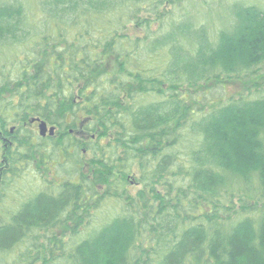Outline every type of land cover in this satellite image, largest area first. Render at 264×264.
<instances>
[{"label":"trees","instance_id":"obj_1","mask_svg":"<svg viewBox=\"0 0 264 264\" xmlns=\"http://www.w3.org/2000/svg\"><path fill=\"white\" fill-rule=\"evenodd\" d=\"M0 125V264H264V0H0Z\"/></svg>","mask_w":264,"mask_h":264},{"label":"rangeland","instance_id":"obj_2","mask_svg":"<svg viewBox=\"0 0 264 264\" xmlns=\"http://www.w3.org/2000/svg\"><path fill=\"white\" fill-rule=\"evenodd\" d=\"M233 0H227V5L231 4ZM33 13H35L34 11H32ZM206 13H208L206 11ZM205 13V16L207 15ZM222 16L225 17V19H231L229 17V15H227V13H223L221 14ZM38 16V15H37ZM36 18V17H35ZM40 25H38V29L40 30ZM133 33H135L133 31ZM132 33V34H133ZM210 87L214 89L213 85H210ZM216 87V84H215ZM242 86L238 85V84H233L231 86H227L226 91L225 92H221V91H214L213 92V96H209V100L210 104H217L220 102V99L222 96H225V98L231 96V95H235L236 93H238L241 90ZM225 100V99H224ZM34 124V125H33ZM25 127H31L34 128V130H36L37 132L40 131L39 129V125L29 122L27 125H24ZM13 127L17 128V131L23 127L22 126H18V125H14ZM52 126L48 125V129H50ZM58 134V130L55 128V134ZM1 154H2V144H0V160H1ZM11 166H9L10 169ZM8 169V170H9ZM58 174L57 171H53L51 170L48 174H46V176H48V180L50 181L53 178V174ZM22 176V175H21ZM20 180L18 182H10L11 180L8 179L7 182H10V185L4 186V189L2 190V197L0 199V213L7 215L10 214V211L13 212H17L18 209H20L23 204L25 203L26 200H28L29 198H32L33 196L37 195L35 192L38 191L39 189V185L41 182V178L38 175L35 176H24V178H20L17 179ZM138 188H132L133 192H136ZM5 211H9V212H5ZM61 233V230L56 231L55 234ZM60 235V234H59Z\"/></svg>","mask_w":264,"mask_h":264},{"label":"flooded vegetation","instance_id":"obj_3","mask_svg":"<svg viewBox=\"0 0 264 264\" xmlns=\"http://www.w3.org/2000/svg\"><path fill=\"white\" fill-rule=\"evenodd\" d=\"M31 119L30 122H32ZM35 124H38L40 127V122H34ZM34 125V124H33ZM34 130V128H32ZM38 136H40L39 131L37 132L34 130ZM20 130L17 131L16 127H10L8 130L4 129L0 125V144H2V154H1V160H0V199L2 197V190L4 189V186H6L5 181L7 182V179H12L13 175L12 173H8L9 166H11V156L16 155L17 151V138L20 136ZM50 136L49 133H47L46 136ZM22 138V137H21ZM53 178L56 176L55 174L52 175ZM56 179V178H55Z\"/></svg>","mask_w":264,"mask_h":264},{"label":"water","instance_id":"obj_4","mask_svg":"<svg viewBox=\"0 0 264 264\" xmlns=\"http://www.w3.org/2000/svg\"><path fill=\"white\" fill-rule=\"evenodd\" d=\"M40 122V127H39V129H40V135L41 136H46V134L49 132V134H50V136H53L54 134H55V128H50V129H48V126H47V123L46 122H44V121H40V120H36V119H34V120H32V123H34V122Z\"/></svg>","mask_w":264,"mask_h":264},{"label":"bare ground","instance_id":"obj_5","mask_svg":"<svg viewBox=\"0 0 264 264\" xmlns=\"http://www.w3.org/2000/svg\"><path fill=\"white\" fill-rule=\"evenodd\" d=\"M53 127V126H52ZM53 128H56V127H53Z\"/></svg>","mask_w":264,"mask_h":264}]
</instances>
